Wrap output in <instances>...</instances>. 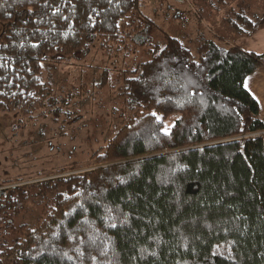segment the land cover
<instances>
[{
  "label": "trees",
  "instance_id": "obj_1",
  "mask_svg": "<svg viewBox=\"0 0 264 264\" xmlns=\"http://www.w3.org/2000/svg\"><path fill=\"white\" fill-rule=\"evenodd\" d=\"M146 1L0 0V109L22 125L52 116L66 135L83 114L49 63L94 42L150 54L93 79L120 84L125 122L99 126L116 131L85 161L0 181V264H264V116L245 87L264 54L201 35L153 43Z\"/></svg>",
  "mask_w": 264,
  "mask_h": 264
},
{
  "label": "rangeland",
  "instance_id": "obj_2",
  "mask_svg": "<svg viewBox=\"0 0 264 264\" xmlns=\"http://www.w3.org/2000/svg\"><path fill=\"white\" fill-rule=\"evenodd\" d=\"M194 2L197 3V0H147L141 12L154 22L155 29H147L151 41L160 42L167 33L179 37L188 34L184 39L187 43L192 42L193 47L200 35L224 42L220 38L223 34L218 31L217 15L209 13L201 19L202 12ZM213 10L217 11L216 8ZM231 17L235 20L238 14L234 13ZM148 48L139 47L137 52L127 55L123 51H115V46L104 50L98 42H94L86 57L65 59L58 64L49 63L50 66L54 65L52 72L57 90L63 87L72 93L73 101L83 102V114L70 121L67 134L61 135L59 121L52 116L26 119V125H22V116L17 111L0 109V181L20 175H35L42 169L50 171L75 160L85 161L93 149L105 144L116 130L109 136L107 131L99 134V126L118 120L116 125L119 127L125 122L124 118L113 112L120 102L115 97L120 84L114 89L90 85L93 79L102 76L105 68L111 71L114 79L124 69L149 58ZM85 87L89 89L86 92Z\"/></svg>",
  "mask_w": 264,
  "mask_h": 264
},
{
  "label": "crops",
  "instance_id": "obj_3",
  "mask_svg": "<svg viewBox=\"0 0 264 264\" xmlns=\"http://www.w3.org/2000/svg\"><path fill=\"white\" fill-rule=\"evenodd\" d=\"M194 4L202 12L201 19L209 13L213 16L217 15L218 31L223 34L220 38L224 42L237 45L247 51L264 54V0H197V3L194 2ZM214 8L217 11H214ZM210 10L213 11L210 12ZM234 13L238 14V18L235 20L231 17ZM242 13L252 21H257V25L250 33L243 31L246 23L241 17ZM251 24L249 23V25ZM245 87L257 100L264 116V65L247 75Z\"/></svg>",
  "mask_w": 264,
  "mask_h": 264
}]
</instances>
